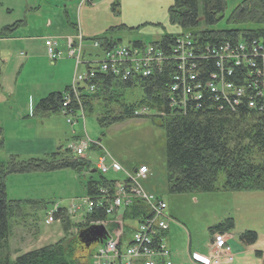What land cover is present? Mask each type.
Segmentation results:
<instances>
[{
	"label": "trees",
	"instance_id": "1",
	"mask_svg": "<svg viewBox=\"0 0 264 264\" xmlns=\"http://www.w3.org/2000/svg\"><path fill=\"white\" fill-rule=\"evenodd\" d=\"M117 8L118 0H113L112 11L116 12ZM224 12V0H173L172 6L167 10L168 22L170 26L178 28L180 34H165L150 45L166 53L165 56L171 57L175 40L179 36L190 35L193 41L200 43L197 46V56L200 59L195 63V70L199 79L205 80L212 73L219 71L218 60L212 52L218 54L225 44L234 45L248 39L264 42V0L241 1L231 11L225 25L218 28L223 21ZM114 33L116 34V31ZM107 37L103 35L91 41L98 42L103 57L106 52L114 50L117 44V39ZM127 46L138 51L143 48L139 41ZM177 64L162 63L156 67L159 69H152L149 77H142L132 69L126 80L110 71L100 72L98 64L83 65V73L94 68V78L74 87H66L63 92L48 94L37 102L31 116L44 119L60 114L71 116L73 121L81 112L94 116L101 129L130 120L150 121L164 133L165 180L168 194L264 191V115L250 111L245 103L237 108L232 104L221 107L222 105L212 97H203L193 105H190L186 97L184 106V102L177 101L170 91L172 79L179 80L180 77V71L176 69ZM124 68L125 65H121L119 71L122 72ZM234 72L237 78L242 77L240 69ZM89 86H93L92 92L88 90ZM73 90L77 94L76 97ZM179 92L181 93L180 87ZM65 100H69V104L64 108L62 105ZM80 139L75 137L71 143ZM90 146L92 150L99 148L98 143H92ZM67 147H57L56 152L52 154L30 158L20 163L14 162V159H10L7 164L0 163V264H79L78 255L81 256L85 252L89 254L86 257L89 264L91 251L75 242V234L69 237L68 244L61 240L20 254L13 259L7 250L10 220L17 217L26 205H35L37 208L43 206L37 201L8 200V176L70 169L89 175L83 185V195L93 200L102 195L99 192L102 189L105 197L113 194L115 181L105 179L92 168L88 158L74 157ZM92 171L98 176L92 177ZM220 175L223 176L221 186L217 185ZM145 179L147 177L143 180ZM148 207L140 199L133 197L131 204L124 207L123 217L126 221L139 219L141 222L140 220L152 215ZM61 210L55 214L54 219L59 221L64 235L72 229L79 232L91 223L106 219L103 207L94 208L80 223H72ZM166 210L164 215L169 217L165 213ZM231 227V223L219 225L211 232L223 235ZM238 241L245 247L252 246L257 241V235L245 231L239 235Z\"/></svg>",
	"mask_w": 264,
	"mask_h": 264
},
{
	"label": "rangeland",
	"instance_id": "2",
	"mask_svg": "<svg viewBox=\"0 0 264 264\" xmlns=\"http://www.w3.org/2000/svg\"><path fill=\"white\" fill-rule=\"evenodd\" d=\"M45 1L52 3L57 0ZM59 1L63 5L65 1L71 2L73 0ZM132 1H138L140 7L133 6ZM241 1L243 0H224L225 12L223 21L218 28L225 25V20ZM33 2L36 1L8 0V5L3 7L9 8L10 6L12 11L7 13L5 12L6 9H1L8 24L23 23L31 27L33 25L37 26L39 23L43 26L47 19L55 22L49 16L40 19L41 11L49 15L56 13V10L48 6L47 2L40 11H28L25 8L26 4L29 8ZM149 4H156L158 7L163 8V14L159 16L156 22L166 27L168 33L175 32L169 25L167 11L165 10V8L168 10L172 6L173 0H123L119 18H115L118 17L116 14L111 15L117 23L115 31L120 40L119 46H127L136 41H140L145 45L154 42L153 28L147 26L139 28L132 23V20L137 16L147 14L144 9ZM138 10H142V12H137ZM109 13L111 14V12ZM85 20L86 25L91 24V16L87 13ZM26 26L20 28L19 32L25 30ZM156 31L161 32L159 29ZM84 43L83 53H90L88 59L91 62L103 59L99 48L93 49L88 44L89 42L85 41ZM69 59L75 60L70 57ZM84 71L85 67L80 66L78 73ZM30 98L29 110L31 111L29 113L32 114L34 105L38 100L36 95ZM84 116V121L79 120L74 126L67 124L65 118L60 114L50 115L44 119L31 116L23 121L11 122L6 126L1 125L6 130L2 137L22 140L27 138L53 139L56 142V147H67L75 137L84 138L86 136L91 143H98L99 148L93 150L90 148L86 152L85 158H89L90 162H95L96 158L102 154L101 152L107 153L120 168L118 172L110 170L103 175L107 180L122 181L125 179L124 171L129 173L141 165L146 166L149 176L145 180H139V185L145 192L158 196L166 204L167 210L165 213L176 220L179 227V229L171 231L169 235V248L172 251L174 264H188L186 259L188 246L191 254L196 252L204 255L206 253L204 246L209 241L210 232L216 230L219 225L229 223L232 224V227L227 230L226 234L230 235L231 238H227L231 243L232 241L240 243L237 236L245 231H250L257 235L258 242L255 248L264 249V191L168 194L165 180V138L161 129L148 120H130L114 124L107 129H101L97 125L94 116L86 114ZM1 121L3 122V120ZM41 122L44 123L43 126L39 125ZM38 156L42 155L0 152V163L7 164L10 159L20 163L30 158H39ZM111 164V161L106 162V165ZM88 176L70 169H61L50 173L16 174L6 178L8 200L37 201L43 204L39 208L35 205H26L22 207L17 217L10 220L7 250L11 259L45 245L57 243L61 240L67 241L71 235L76 233L72 229L67 235H64L59 224H47L45 219L54 205L65 208L71 200L82 197L83 185ZM97 176L96 172L92 174L94 178ZM222 181L223 176L220 175L217 185L221 186ZM83 209L85 210V207ZM78 220L79 217H76L71 221L73 223ZM127 224L133 226L132 223ZM129 234L130 230L126 228L125 238H128ZM95 249L96 245H91L90 251L93 252ZM88 255L86 252L82 253L81 256L78 255L79 264H87L86 257Z\"/></svg>",
	"mask_w": 264,
	"mask_h": 264
},
{
	"label": "built area",
	"instance_id": "3",
	"mask_svg": "<svg viewBox=\"0 0 264 264\" xmlns=\"http://www.w3.org/2000/svg\"><path fill=\"white\" fill-rule=\"evenodd\" d=\"M88 1L82 0L84 3ZM199 45L200 43L193 41L190 35L180 37L175 40V46L171 49V57L165 56L166 53L154 46L143 47L140 51L127 47H115L114 50L105 53L97 67L100 72L110 71L112 74L120 75L122 80H126L132 69L142 77H149L152 69L162 63H178L176 69L180 71V77L179 80L172 79L170 91L177 101L184 102V106H186L184 101L186 97L190 105L201 101L203 97H212L222 105L221 107L232 104L237 108L245 103L250 111L264 115V42L250 39L234 45L228 43L220 48L218 54L212 52L218 60L219 71L212 73L202 81L195 70V63L198 58L200 59L197 56ZM66 46L67 56L74 58L76 65L79 64L80 44L69 41ZM44 47L49 60L54 61L61 57V52L56 49V42L53 40H46ZM121 65H125L122 72L119 71ZM236 69L242 71L241 80L235 76L234 70ZM95 73L94 68L83 74L76 73L72 87L76 83H83L94 78ZM88 90L92 92L93 86H89ZM73 94L76 97L74 90ZM68 104L69 100H65L62 106L65 108ZM66 117L68 118L67 123L70 124L71 116ZM89 144L90 141L85 139L70 145L69 148L75 156L82 157ZM107 158L106 155L100 156L96 160L95 168L102 174L109 169L118 171L120 168L116 163L106 165ZM147 173V168L141 166L135 177H129V182L116 184V192L110 197L102 194L97 199H83L70 206V214L82 211V207H85L88 212L94 208L103 207L105 214L111 215L120 208L130 205L133 197H136L147 204L149 213H152L151 217L137 223L131 233V244L124 251L119 249L123 232L120 217H117L114 221L116 228L108 232L104 244L93 253L92 264H137L138 262L139 264H172L169 251L162 239V234L166 231L167 223L170 221L164 215L166 205L160 199L145 193L136 183V179L144 178ZM51 220L52 218L49 217L48 221ZM191 258L195 264H231L233 262L231 248L226 238L221 235L213 237L205 255H194Z\"/></svg>",
	"mask_w": 264,
	"mask_h": 264
},
{
	"label": "crops",
	"instance_id": "4",
	"mask_svg": "<svg viewBox=\"0 0 264 264\" xmlns=\"http://www.w3.org/2000/svg\"><path fill=\"white\" fill-rule=\"evenodd\" d=\"M35 1L36 2H33L29 8L26 4L25 8L28 11L34 10L37 12L40 11L45 5V2H47L45 0H41L43 2L40 0ZM122 2L123 0H118L116 12H113L111 9L113 0H91V2L88 3H84L82 0H73L71 2L65 1L63 5L59 0L52 3L47 2L48 6L56 10V13L54 15H49L41 11L40 19L49 16L52 17L55 22L47 19L43 26L39 23L37 26L33 25L28 27L23 23L8 24L3 15V11H1V9L4 8L3 6L8 5V0H0V93H2V95H0L1 153H25L28 155L43 156L56 152V142L53 139L42 140L39 138H27L22 140L4 138L2 135L6 130L2 126L9 125L11 122H19L18 120L23 121L31 117V112L29 113V111H31L29 110L31 103L30 97L36 95L39 101V99L46 97L50 93L63 92L66 87L72 85L73 77L76 72V62L75 60L69 59L66 55V44L70 40L75 44L79 43L75 38L77 31L83 40V43H79L80 46L82 44V51L80 50V60L82 59V62L90 61L88 59L90 53H83L85 41L89 42L88 44H90V47L93 49H95L92 44L94 42L91 41L103 35L106 37L108 36L107 38L113 37L112 39H117V44L120 42L118 36L114 33V30L117 28V23L111 15L114 16L113 14H116L118 17L115 18H119V12L121 14L122 10ZM132 4L137 8L140 7L138 1H132ZM4 9H6L5 12L7 13L12 11L10 6ZM63 9L64 11L62 12ZM165 10L167 11V8H165ZM144 11L147 14L137 16L132 20V23L139 28L146 26L153 28L152 33L154 32V42L158 41L165 34L176 35L179 33L178 28L172 26L170 27L174 29L175 32L168 33L166 27L156 22L159 16L163 14L162 7H158L156 4H149L146 5ZM109 12H111V14ZM137 12H142V10H138ZM86 13L91 16L90 25H86ZM23 26H26L25 30L19 32L20 28ZM158 29L161 32L156 31ZM110 31L113 32L110 33ZM45 40H53L56 42V49L61 52V57L58 60L50 61L48 59L44 47ZM1 120H3V122ZM39 125L43 126L44 123L41 122ZM127 175L129 174H124L125 178ZM123 210L124 209H122L121 212H123ZM170 218L173 221L168 224V230L162 234V239L171 252V260L174 264L172 251L171 248H169V235L171 231H175L179 229V227L177 221L172 217ZM127 223H132L134 227L136 225V221L132 220H127ZM130 235L131 234H129L128 238H124V246L129 243ZM211 235L212 232H210L209 241ZM239 235L237 237H239ZM227 236L231 238L230 235ZM208 242H206L204 246L205 251ZM257 242L258 239L256 243ZM256 243L252 246L242 247L240 243H234L233 241L231 243L228 239V244L235 256V262L233 261L234 263L232 262V264H264V249H256ZM190 254L191 252L188 246L186 251L188 264H192L189 262ZM193 254L198 253L195 252Z\"/></svg>",
	"mask_w": 264,
	"mask_h": 264
},
{
	"label": "water",
	"instance_id": "5",
	"mask_svg": "<svg viewBox=\"0 0 264 264\" xmlns=\"http://www.w3.org/2000/svg\"><path fill=\"white\" fill-rule=\"evenodd\" d=\"M106 232L102 226H90L77 235V240L88 248L92 244L101 243L105 239Z\"/></svg>",
	"mask_w": 264,
	"mask_h": 264
},
{
	"label": "bare ground",
	"instance_id": "6",
	"mask_svg": "<svg viewBox=\"0 0 264 264\" xmlns=\"http://www.w3.org/2000/svg\"><path fill=\"white\" fill-rule=\"evenodd\" d=\"M76 39H77V41H79V43L81 42V43H83L82 41V37L80 36V34L78 33V31H77V33H76V37H75ZM249 40V39H248ZM253 40V39H252ZM255 40V39H254ZM46 41V40H45ZM44 41V42H45ZM256 41H261V40H256ZM263 42V41H262ZM81 46H82V44H81ZM58 60V59H57ZM77 95V94H76ZM215 235H221V236H224L225 238H226V241H227V244H228V236L226 235V234H219V233H213L212 235H211V239H210V241H209V244H211V242H212V239H213V237L215 236ZM229 245V244H228ZM233 254V253H232ZM171 257V256H170ZM189 262L190 263H192V264H195L194 262H192V260H191V258H190V255H189ZM233 261H234V255H233ZM232 264V263H231Z\"/></svg>",
	"mask_w": 264,
	"mask_h": 264
}]
</instances>
